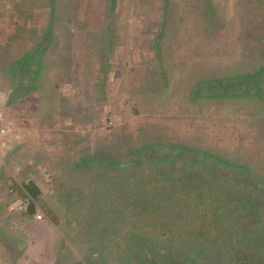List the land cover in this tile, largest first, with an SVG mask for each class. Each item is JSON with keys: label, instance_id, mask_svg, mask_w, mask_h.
<instances>
[{"label": "trees", "instance_id": "1", "mask_svg": "<svg viewBox=\"0 0 264 264\" xmlns=\"http://www.w3.org/2000/svg\"><path fill=\"white\" fill-rule=\"evenodd\" d=\"M57 1L0 0V37L6 29L11 33L7 41H0V73L9 78L11 88L20 79L15 89H9L5 106L23 101L31 115L52 113L66 119L77 114L70 119L71 128L51 132L48 142L58 144L62 155L70 160L62 166V174L52 176L59 183L57 201L49 202L35 181L10 178L0 166V191L16 195L21 205L26 204L14 223L19 231L5 230L13 244L10 245L4 231L0 233V259L12 253L25 257L23 264L43 263L27 254L29 240L24 228L46 202L49 210L43 208L44 212L58 237L53 247L55 260L48 264H264V171L260 172L254 162L258 129L248 121L252 108L264 106V82L253 78L246 65H236L233 71H214L220 63L214 58L207 63L206 53L193 63L190 49L175 47L176 37L188 43L191 35L194 12L189 7L207 5L204 18L215 33L209 35L212 39L208 41L228 42L225 54L234 60L239 57L240 45L248 48L262 67L264 0H233L232 4L226 0H106L100 74L95 82L94 102L89 107L78 102V88L73 98L56 88L52 63L48 64L43 57L52 46V37H56L53 32L58 34ZM84 1L79 2L81 7L72 15L76 26L69 28L64 37L59 34V41L64 38L65 42L61 48L68 52L72 29L78 31L87 25L85 9L89 2ZM237 2L248 18L243 38L231 30L237 21ZM40 8L48 14L45 24L38 21L33 27L25 26ZM123 13L127 15L123 18L126 22L130 16L141 17L139 27L144 36L138 41L132 39L140 62H130L133 68L129 74L114 70L110 63L116 48L125 47L128 42L127 36L120 35L117 24ZM255 21L261 24L259 41L253 36ZM180 22L183 23L178 25ZM194 24L196 31L203 26L200 19ZM200 32L195 35L203 45L205 33L202 28ZM28 36L34 37L30 47L25 42ZM12 48L19 51L11 54ZM29 52L33 53L28 55ZM69 54L73 68L67 74H71L72 84L77 61ZM177 63L185 65L182 69L178 65V73L185 72L191 78H187L178 95L170 93L175 89L171 78L172 67ZM110 73L120 76L122 85L127 77L132 82L136 128L124 124L106 134L97 133L95 139L90 132L82 136L81 129L96 127L94 123L101 115L97 106L107 99ZM42 90L46 91L45 97ZM32 93L36 95L29 96ZM223 98L242 101L243 106L247 103L252 112L239 118L242 110L238 117L234 115L236 121L230 119L244 130L233 135L230 131L224 133L227 138L232 137L230 145L220 136L228 119L212 122L213 106L209 104L210 99L215 103ZM31 100L33 104L28 103ZM218 107L223 112V105ZM256 114L255 120L259 117ZM211 126L220 131L211 135ZM32 157L43 160L42 152ZM4 208L0 207V213ZM58 216L67 218L63 224L69 230L64 234L57 230ZM5 221L9 226L11 218Z\"/></svg>", "mask_w": 264, "mask_h": 264}, {"label": "rangeland", "instance_id": "2", "mask_svg": "<svg viewBox=\"0 0 264 264\" xmlns=\"http://www.w3.org/2000/svg\"><path fill=\"white\" fill-rule=\"evenodd\" d=\"M80 1L81 0H58L55 5V8L57 10L56 22L59 24V26H57L58 34L56 32L55 33L53 32L54 36L56 37H52V41H51L52 46L48 47L47 51L44 52V56H43L44 60L47 61L48 64L50 62L52 63L51 65L52 66L51 69L53 68L52 72L53 74H55L54 76H57V79L53 81L54 84L57 83L58 85H62L63 82L69 83L71 77L70 73L67 74V71H70L73 68L68 60L70 54L66 49L61 48V44L65 43L64 38H61L60 41L58 38H59V34H61L62 37H64V34L68 31L69 28L76 26L75 18L72 17V15L74 14L75 9L79 6ZM259 1L263 2L261 0H257V2ZM82 2L85 3L84 0H82ZM86 2L87 3L89 2V8L87 7V9H85L87 11V16H86L87 25L85 28H82L77 32L75 31L74 33L79 34V38L77 41L78 44L77 51H76L78 55L77 58H79V61L81 63V66H79L80 67V76H79L80 87H78L79 94L82 100L84 101L85 106L89 107L90 104L94 102L95 82L97 80L98 75L100 74V62H101L100 59H101V51H102L101 37H102V30L105 21L104 12L106 8V0H86ZM225 2L227 4L229 3L232 4L233 0H226ZM38 3L40 4L41 2ZM236 6L237 7H235L236 11L234 16L237 18V21L235 20L236 24L233 26V29L231 30H233L236 35H240V37L243 38L244 37L243 35H245V28H246L245 23L247 22L248 18L246 17V14L243 13L242 11L241 3L237 2ZM20 7L22 8V6ZM124 7H127V2L125 3ZM208 7L209 6L207 5L204 6L193 5V8L189 7L190 10L194 12L193 17L191 18V22L189 20L190 24L193 23L190 26L191 35L189 37L188 43H185L184 40L180 41L178 37H176L177 43L175 47L176 48L181 47V50L190 49L191 53H193L194 55V59L193 61H191L193 63L198 56L206 53L205 59L207 63H210V61L213 58L220 63L219 66H217V69L214 71H218L220 68L227 71H233L236 69L235 68L236 65H246L249 67L248 71H252L253 78L258 80L259 82H264V65L260 67L259 63L258 62L256 63L257 60L256 57L253 55V52L251 51L249 52L247 50L248 48L244 49L240 45L239 57H237L234 60V58L232 57L228 58L227 54H225L229 50L228 42L219 39L208 41L212 39L211 37H209V35L215 34L212 32L213 29L209 27L210 25L208 23V20L204 18L205 11ZM45 10H43L42 8L37 9L36 11L38 12H35L36 15L33 17V21L31 22L29 21L30 24L27 22L24 25L28 27H33V24L38 21L42 23L44 22L45 24L48 17V14L46 13ZM79 15L81 18L83 17V10H81ZM126 16H127L126 13L121 14L120 18L117 21V24L120 28V35L127 36L128 42L125 47L116 48V51H114L111 54L110 63L114 65L115 68L114 70L118 69L119 71L121 70V72L125 74H129V72H131L133 68V65H130V62L136 64H139L138 62H140L139 59L140 54L137 48L132 44V39L138 41L141 38H144V36L140 32L141 27H139L141 22V17L135 18L130 16V18L128 17L129 19L126 22V20L123 19ZM199 19L201 23H203V26H201V28L205 33L204 35L205 41L203 42V45L201 44L202 41L199 38H197V36L195 35L196 33L198 34L201 33L200 32L201 28L197 29L196 31V27L194 24V21ZM181 23L183 22H180L178 25H181ZM252 25H253V30H255L253 32V36H255L256 40L259 41L260 38L259 31L261 29V24L259 21H255L254 24ZM3 30L5 31V27H3ZM6 31H8V29H6ZM234 38L236 39V37ZM250 41L254 43L253 40ZM174 42L175 40H173L172 46L174 45ZM237 44L239 46L240 43L237 42ZM234 45H236V42L234 43ZM209 47L211 50H214L215 52L213 53L209 51L208 49ZM256 47H258L257 44ZM18 51L19 50H17V52ZM32 53L33 52H29L28 55H31ZM33 61L34 63H36L38 59H35L34 56ZM233 61L235 65L231 64V62ZM175 65H176L175 67H172V72L174 74L172 75L173 77L171 78L172 84H174L175 89L172 90L170 88L171 89L170 93L178 95L182 93L188 76L186 77L187 74L185 72L178 73V71H180L178 65L181 67L180 69H182L185 65H182L181 63H177ZM113 75L114 74L112 73H110L109 75V82L107 83V94H108L107 99L101 102L97 106V108H99L100 110L98 113H100L101 115L98 118V120H96L94 123L96 127L90 125V127L87 126L85 130L81 129L80 134L82 136H84L85 133L90 132L91 134H93V137L95 139V135L97 133L106 134L112 128H117L124 124H128L131 125L132 128H136L135 126L136 112L133 106V102H131L132 82H130V79H128L127 77L126 81L123 83L125 85H122L121 83L122 78L120 76L114 77ZM43 76H45L44 78H46V75ZM40 81H42V83L47 82V80H38V82ZM70 91L73 92V90ZM42 92H44V90H42ZM57 92L59 93V91ZM74 93L75 91L71 94ZM45 95H46V91L44 92V97ZM216 103H218V105L220 106L223 105L224 107L223 112L220 110L218 105H213ZM242 103H243L242 101L231 100L226 98H223L222 100H219L215 103H211V99H210L209 104H212L213 106L211 107V110H212V114L214 115V119H212L213 120L212 122L219 121L221 120V118L223 120L228 119L229 121L228 123L225 124L226 128L223 130L222 134L220 135L223 138V142L229 145L230 143L233 144L232 141L233 139L232 137L231 139L227 138V136L224 135L225 132L230 131V134L233 135L235 134V132L237 133L239 129L244 131L243 128L238 129V125L234 124L233 121H231L236 119L234 115H237L238 117V112H242V110H243L242 112L243 114H239V118L242 117L245 118L246 115L249 116L250 114H252V112H250L251 107H248L247 103H244V106L240 105ZM26 106L27 104L25 106L19 105V106H15V107L11 106L7 108L2 102H0V166L3 167V170H5L7 176L17 180H20L21 178L25 177V173L28 172V170L30 171L32 167L31 169L32 172L30 174L29 173L26 174L27 175L32 174L31 176L42 187L45 196L47 197L46 199L49 202L57 201V198L55 197L58 191L59 183H56L54 177L52 176L53 175L55 176V174L56 175L62 174L63 173L62 166L68 163L70 160L68 157H64L62 155L61 147L58 144L53 146L47 143L51 141L50 136H45L42 132L33 130L31 127L32 125L29 126L27 125V123L26 125L25 124L22 125L23 122H17L13 118V115L15 113L24 112L26 110L25 109ZM257 108L258 110L255 111ZM252 111H253V114L251 115L252 117L248 118V121H250L251 126L256 125L258 129L257 137L255 138L256 139L255 144L257 145V147L254 150L256 156L255 159L257 161L254 162L257 164L256 167H258L259 171L262 172L264 171V106L263 105L257 106L255 107V109L252 108ZM256 113H259L258 115L259 117L257 118V120L259 119L258 121L255 120L256 119L255 116H257ZM239 121H243V120L240 119ZM66 124L67 123H64V125ZM218 130L220 131V128L212 127L211 135L217 133ZM246 131L249 132L248 129ZM155 132H157L156 129ZM44 139H46V141H43ZM241 148L242 149L240 150L244 151L243 146H241ZM245 149H249V147L246 146ZM14 150H16V152H14ZM36 152H42V156H43L42 161H40V158L35 159L32 157V155H34ZM21 203H22L21 200H19L16 195L11 194V196H8L6 193L3 194V191H0V207L1 206L5 207L4 211L3 212L1 211L0 213V230H1L0 233L4 231L5 236L6 237L8 236L7 238L9 240L10 245L13 244L12 243L13 240L11 239V237L7 232L19 231V227H16L14 223H16L17 220H19L18 216L23 214L19 210ZM45 205L46 202L42 203L39 209V212L44 216L43 220L42 221L33 220L34 222H30L27 224V227L28 225L33 224L32 228L34 230L35 229L40 230V231H36L37 235L34 234V236L37 237L36 240L34 239L35 237L32 235V238L36 242L33 243L32 248L29 250V254L32 256V258H34L33 260H41L43 262V263L41 262L42 264H48V262H53L55 260L53 256V247L55 246L58 238L55 229L50 224L48 217H46V214L44 212V209L49 210V207H45ZM55 210L59 211L58 208ZM6 218H11V221L9 222V226L7 225L8 227L6 226V221H5ZM66 221H67L66 216L59 217L57 218L56 221L58 224L57 230L62 234L66 233L69 230L68 225L65 226L63 224V222L65 223ZM11 225L13 226L11 227ZM29 230H30L29 233L33 234L31 229ZM76 244L78 245V243ZM0 252H1V248H0ZM24 258L25 257L20 258L17 255L8 253L6 254V257L0 259V264H23Z\"/></svg>", "mask_w": 264, "mask_h": 264}, {"label": "crops", "instance_id": "3", "mask_svg": "<svg viewBox=\"0 0 264 264\" xmlns=\"http://www.w3.org/2000/svg\"><path fill=\"white\" fill-rule=\"evenodd\" d=\"M79 7H81V5ZM1 25H2V22L0 23V27H1ZM74 32H75V30L72 29V33L73 34L69 35L70 43H69V49L68 50L71 53V55H73V57L76 58V61H77V64L75 65L76 67H75V69H73V73L76 75L75 80L73 82L71 81L72 84L71 83L69 84L67 82H63L62 85H57L56 84V88L58 90H60L63 95L70 96V98H73V95L71 93H73L74 91L76 92V89L78 87H80V84H79V82H80V77H79L80 76V67L79 66H81V63L79 61V58H77L78 55H77V52H76L77 51V45H78L77 41H78V38H79V34L74 33ZM10 35H11L10 32H8V31L4 32V34L0 37V41H2V42L7 41L9 39ZM12 36H14V35L12 34ZM32 40H34L33 36H28L27 39L25 40V42H27L26 44H28V47L31 46ZM15 52H17V48H12L11 54H13ZM5 53L6 52L4 51L3 54H5ZM100 61H101V59H100ZM19 80L20 79L18 78L16 80V82L18 83ZM17 83L11 88L10 86L12 85V83L9 82V78L7 79V77H4V74L0 73V102H2L4 105L7 104L8 99H9V94L11 93V91L9 89L10 88L11 89H15ZM72 86L75 87V89H72ZM70 90H73V92H71ZM78 90H79V88H78ZM35 95H36L35 93H32L29 96H35ZM77 100H78L79 103H81L82 106L87 107V106H85L84 101L82 100L80 95H79ZM33 101H35V100H33ZM22 102L23 101H17V102H15L13 104V106L15 107V106H19V105H24V103H22ZM31 102H32V100L28 101V103H31ZM33 103L34 102H32V104ZM20 111H23V110H20ZM76 115H77L76 113H73L72 115H70L69 118L62 119L63 117L60 114L42 113L41 112V113H35V114L31 115V114H28L26 112V110H25L24 112L15 113L13 115V118L17 122H23L22 125H24V124L26 125V123L29 126L32 125L31 127H32L33 130L38 131V132H42L45 136H51V134H52L51 132H61V130H64V129H67V128H71L72 122H71L70 119H72ZM64 123H67V124L64 125ZM78 131H79V129H78ZM44 141H46V139H44ZM31 169H32V167H31ZM31 169H30V171L28 170V172H26V173L30 174L32 172ZM26 173H25V178H29L30 180L35 181V179L31 176L32 174L31 175H27ZM35 182L39 185V183L37 181H35ZM39 187L43 191V189H42V187L40 185H39ZM43 193H44V191H43ZM44 195H45V193H44ZM34 221H36V220L34 219ZM34 221H32V222H34ZM32 226H33V224L28 225L29 229H31L33 234L29 233L30 230L28 229L27 226L25 227V228H27V230L25 231V234L27 235V238L29 240V245L27 247V254H29V250L32 248L33 243L36 242L35 240H36L37 237L34 236V234L37 235L36 231H40L38 229L34 230L32 228ZM32 235L35 237L34 238L35 240L32 238Z\"/></svg>", "mask_w": 264, "mask_h": 264}, {"label": "built area", "instance_id": "4", "mask_svg": "<svg viewBox=\"0 0 264 264\" xmlns=\"http://www.w3.org/2000/svg\"><path fill=\"white\" fill-rule=\"evenodd\" d=\"M25 208H26V204H23V205H21V206L19 207V210L22 211V210H24ZM43 218H44V216L38 211V212L36 213L34 219H35L36 221H42Z\"/></svg>", "mask_w": 264, "mask_h": 264}]
</instances>
